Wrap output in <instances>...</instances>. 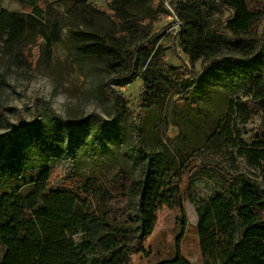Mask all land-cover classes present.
<instances>
[{
    "label": "rangeland",
    "instance_id": "obj_1",
    "mask_svg": "<svg viewBox=\"0 0 264 264\" xmlns=\"http://www.w3.org/2000/svg\"><path fill=\"white\" fill-rule=\"evenodd\" d=\"M37 3L44 13L31 21L36 14L29 4L0 0V225L30 234L24 208L47 184L86 188L94 182L104 195L109 181L125 177L133 191L145 165L132 150L137 124L156 156L155 177L165 184L183 177L176 206H159L145 241L148 254H136L134 262L172 259L179 245L184 258L204 264L199 213L211 198L222 194L236 203L250 184L264 200V161L255 165L241 154L264 148V0ZM240 4L253 15L246 27L238 26ZM193 7L204 20L198 23L203 41L214 43L199 59L190 53L197 31L187 26L178 35L184 29L179 11ZM123 11L128 21L140 22L138 33L122 29L116 13ZM147 40V54H135L132 78L127 53ZM147 68L152 71L144 81ZM147 81L157 102L147 95ZM232 100L248 104L245 123L231 112ZM229 114L244 150L219 133ZM232 217L231 226L216 215L209 224L229 227L235 245L244 227L237 214ZM0 243L1 256L20 247L2 230Z\"/></svg>",
    "mask_w": 264,
    "mask_h": 264
},
{
    "label": "trees",
    "instance_id": "obj_2",
    "mask_svg": "<svg viewBox=\"0 0 264 264\" xmlns=\"http://www.w3.org/2000/svg\"><path fill=\"white\" fill-rule=\"evenodd\" d=\"M22 1L29 4L36 14L29 16L31 21L44 13L37 0ZM191 10H194V7L179 11L178 15L184 29L180 30L178 35L186 32L187 26L197 31L198 38L192 42L193 50L190 53L194 59H199L209 53L214 43L203 41L206 36L205 29L199 28L198 23L204 20L198 15L197 10L194 13ZM2 12L17 18L15 22L24 21L19 19L21 17L19 13L11 14L5 9H2ZM237 12L236 18L240 23L238 26L246 27L248 20L253 16L252 13L244 11L241 4ZM116 14L124 31H131L134 34L139 32L140 22L137 19L128 21L125 11ZM148 42L147 40L139 43L140 45L131 52V56L129 52L127 53L132 60L130 64L132 78L134 71L137 72L138 69V63L134 60L135 54L138 51L147 54ZM92 44L95 42L89 43L88 47L94 46ZM184 52H189V49L185 47ZM147 57L149 55H145V59ZM150 71H152L150 68L146 69L144 81L147 80L146 74ZM154 77L160 80L159 75L155 74ZM150 82L147 81L149 89L147 95L157 102L156 88ZM248 109L246 102L242 103L240 100L230 102L231 112L233 115L242 116L244 123L249 116ZM231 117L233 116L230 114L226 117L225 126L221 127L219 133L232 139L239 150H244L245 148L242 144L238 145V140L234 136ZM132 139L134 156L145 163L142 176L133 186V191H130L131 179L125 177L109 181L108 191L104 195L98 193L97 184L94 182L86 188L49 186V184L39 187L40 193L31 201L32 207L24 208L26 214L29 213L24 219L28 222L30 234L21 233L20 228L11 223L0 225V230L20 244L18 249L0 255V264H135L136 254H148L145 241L156 225L157 210L160 205L171 208L176 206L181 193L180 181L183 174L165 184L154 175L156 156L144 144L141 129L137 124ZM241 154L247 156L255 165H260L264 161V148L246 149L241 151ZM3 199L4 197L2 203ZM235 201L236 203L225 202L224 196L218 194L211 198L207 208L200 210L199 228L205 257L204 264H264V219L259 220L255 212L260 209L264 214V200L250 184H244ZM236 214L241 220L244 231L243 240L234 245L232 235L227 232L229 227L219 231L209 223L216 215L221 223L226 222L231 226L232 216ZM221 217L224 219L221 220ZM3 249L4 246L0 243V253ZM157 264L192 263L182 256L178 245L174 258Z\"/></svg>",
    "mask_w": 264,
    "mask_h": 264
},
{
    "label": "crops",
    "instance_id": "obj_3",
    "mask_svg": "<svg viewBox=\"0 0 264 264\" xmlns=\"http://www.w3.org/2000/svg\"><path fill=\"white\" fill-rule=\"evenodd\" d=\"M2 2H3V0H2Z\"/></svg>",
    "mask_w": 264,
    "mask_h": 264
}]
</instances>
